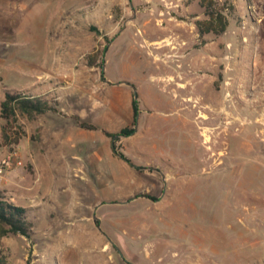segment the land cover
<instances>
[{
    "label": "rangeland",
    "instance_id": "rangeland-1",
    "mask_svg": "<svg viewBox=\"0 0 264 264\" xmlns=\"http://www.w3.org/2000/svg\"><path fill=\"white\" fill-rule=\"evenodd\" d=\"M233 3L199 36V0H0V98L58 109L0 140L5 264H264V0Z\"/></svg>",
    "mask_w": 264,
    "mask_h": 264
},
{
    "label": "trees",
    "instance_id": "trees-1",
    "mask_svg": "<svg viewBox=\"0 0 264 264\" xmlns=\"http://www.w3.org/2000/svg\"><path fill=\"white\" fill-rule=\"evenodd\" d=\"M199 5L203 8L204 16L195 20L198 35L224 32L235 12L233 0H199ZM88 56L91 57L89 64L92 65L95 53H89ZM132 108L133 121H135L138 107L134 99ZM47 111L58 112V109L39 96L5 91L0 101V117L4 121L0 126V140L7 143H17L19 141L23 133L18 122L20 114L32 119L36 115ZM73 118L81 128L89 130L97 128L96 125L82 120L78 115H74ZM133 132L134 127L130 126H123L117 132L104 130V134L110 138L118 135H130ZM111 148L113 152H116L114 141L111 142ZM10 235H21L30 240L31 223L27 218L25 207L13 204L0 197V238ZM5 262V256L0 252V264H5Z\"/></svg>",
    "mask_w": 264,
    "mask_h": 264
},
{
    "label": "built area",
    "instance_id": "built-area-1",
    "mask_svg": "<svg viewBox=\"0 0 264 264\" xmlns=\"http://www.w3.org/2000/svg\"><path fill=\"white\" fill-rule=\"evenodd\" d=\"M12 161H15L16 164H20L21 160L18 158V154L17 151L12 150L9 155L7 157H5V159L2 160L1 166H0V171L2 169V167L8 166L10 165V163Z\"/></svg>",
    "mask_w": 264,
    "mask_h": 264
},
{
    "label": "water",
    "instance_id": "water-1",
    "mask_svg": "<svg viewBox=\"0 0 264 264\" xmlns=\"http://www.w3.org/2000/svg\"><path fill=\"white\" fill-rule=\"evenodd\" d=\"M131 85V84H130ZM131 87H132V89H133V99H134V101L137 103V93H136V90H135V88H134V86L133 85H131ZM136 119H137V117H138V113L136 114ZM136 129V126L134 127V130ZM123 202H126V201H123Z\"/></svg>",
    "mask_w": 264,
    "mask_h": 264
},
{
    "label": "crops",
    "instance_id": "crops-1",
    "mask_svg": "<svg viewBox=\"0 0 264 264\" xmlns=\"http://www.w3.org/2000/svg\"><path fill=\"white\" fill-rule=\"evenodd\" d=\"M2 98H3V96H2L0 99L2 100ZM1 100H0V101H1ZM44 166H46L45 169H48L49 171H52V170H53V167H52V166H51V167L48 166V165H44ZM26 214H27V213H26Z\"/></svg>",
    "mask_w": 264,
    "mask_h": 264
}]
</instances>
